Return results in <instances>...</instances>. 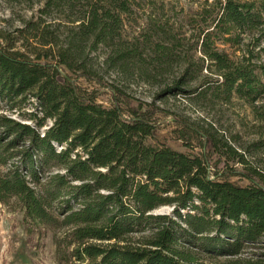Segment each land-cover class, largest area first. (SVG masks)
I'll return each mask as SVG.
<instances>
[{"label":"trees","instance_id":"obj_1","mask_svg":"<svg viewBox=\"0 0 264 264\" xmlns=\"http://www.w3.org/2000/svg\"><path fill=\"white\" fill-rule=\"evenodd\" d=\"M141 1L30 0L38 13L0 43V204L54 231L57 264H264V170L246 156L264 154V0H185L175 18L174 0H148L127 36ZM100 48L114 73L164 84L160 98L245 102L246 149L183 116L206 153L150 142L164 109L107 80ZM69 72L106 86L108 105Z\"/></svg>","mask_w":264,"mask_h":264},{"label":"rangeland","instance_id":"obj_2","mask_svg":"<svg viewBox=\"0 0 264 264\" xmlns=\"http://www.w3.org/2000/svg\"><path fill=\"white\" fill-rule=\"evenodd\" d=\"M174 1L167 5L166 9L173 15L172 18L177 17L176 15L181 17L185 13L181 11V7L185 5V9L187 8L186 1ZM40 5V3H35L33 7H30V0H0V43H3L6 37L17 35V29L23 26V19L37 14ZM148 9H150L148 0H142L141 6L135 7V12L131 14L126 23L127 36H132L142 30L145 23L142 17L143 10L148 11ZM16 44L19 47L21 45L20 41H17ZM96 53L98 57L96 56L94 65L101 64L99 69L107 80L124 85L136 97L146 101H155L156 105L164 109L163 112H158L156 115L154 136L149 138L150 142L170 145L190 154L206 153L205 148L201 146L202 140L199 135L187 131L182 137V133L179 131L180 125L174 120L176 116L186 117L205 127L212 124L240 151L246 149L248 141L254 136L250 134L253 115L250 107L242 100L235 98L231 103H223L218 98H211L196 102L190 97L180 94L160 98L156 96V92L164 84L149 83L135 75L127 77L123 73H114L106 63H102L103 58L107 55L106 48H100ZM176 71L177 63L174 65L173 71L165 72L159 77L169 82ZM69 74L84 89L95 90L98 94L97 101L108 105L111 92L106 86L87 80L74 72H69ZM199 80L200 78L193 83H197ZM25 108L35 110V104L27 102ZM246 156L253 159L264 170L263 153L257 155L254 153L252 156L247 152ZM216 159L217 156L214 160ZM229 163L230 167L227 169L231 172L233 171L232 167L241 168V165L235 161ZM231 172L227 173V177L231 181L240 185L250 183V180L245 176ZM171 210L170 206H162L155 211L170 212ZM53 237L52 229L26 224L21 211L12 210L8 205L0 204V264H57Z\"/></svg>","mask_w":264,"mask_h":264}]
</instances>
